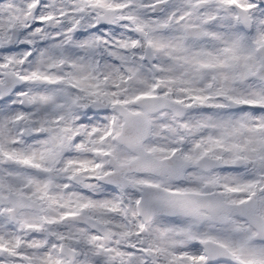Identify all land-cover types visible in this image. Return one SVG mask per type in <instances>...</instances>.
I'll return each instance as SVG.
<instances>
[{
  "label": "snow or ice",
  "instance_id": "obj_1",
  "mask_svg": "<svg viewBox=\"0 0 264 264\" xmlns=\"http://www.w3.org/2000/svg\"><path fill=\"white\" fill-rule=\"evenodd\" d=\"M0 264H264V0H0Z\"/></svg>",
  "mask_w": 264,
  "mask_h": 264
}]
</instances>
